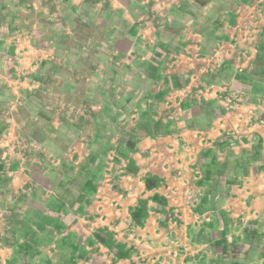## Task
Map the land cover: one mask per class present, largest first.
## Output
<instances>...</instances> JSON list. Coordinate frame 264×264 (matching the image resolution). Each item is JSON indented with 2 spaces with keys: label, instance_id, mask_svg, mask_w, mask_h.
<instances>
[{
  "label": "crops",
  "instance_id": "0c3cea01",
  "mask_svg": "<svg viewBox=\"0 0 264 264\" xmlns=\"http://www.w3.org/2000/svg\"><path fill=\"white\" fill-rule=\"evenodd\" d=\"M91 2L0 0V264H264V0Z\"/></svg>",
  "mask_w": 264,
  "mask_h": 264
},
{
  "label": "rangeland",
  "instance_id": "374dc122",
  "mask_svg": "<svg viewBox=\"0 0 264 264\" xmlns=\"http://www.w3.org/2000/svg\"><path fill=\"white\" fill-rule=\"evenodd\" d=\"M91 1V3H93L95 0ZM15 2L16 7L18 6L20 7V9H24H19V12L17 14L18 20L20 21V27H23L26 31H29V33L35 36L37 39H51L49 37L61 38L64 36L66 38L70 37V32L68 31L67 25L74 26L75 24L77 25L78 30L84 34L86 31V24H91L92 22L90 18H87V16L85 18V20H87V23L86 21L79 20H76L74 22V15H66L64 14V12L59 13V10H64L65 8H69V6H71L70 0H15ZM165 6L166 3H164L163 1H157L155 3H150V1H148L146 4L141 5V9L145 10V8L147 9L154 7L156 10H161ZM91 18L93 19L94 16H92ZM145 18L146 17H144V19ZM144 19L142 20L143 23ZM72 38L74 42V35L72 36ZM67 42H69V40H67ZM15 195L16 199L19 202L23 201V192L20 191ZM169 214L175 216V212H169ZM203 220L204 221L198 223L199 227H208L209 221L206 219ZM17 225L18 227L21 226V224ZM14 257L16 258V261L19 262L22 260L23 256L21 253H19L16 254Z\"/></svg>",
  "mask_w": 264,
  "mask_h": 264
},
{
  "label": "trees",
  "instance_id": "16d2710c",
  "mask_svg": "<svg viewBox=\"0 0 264 264\" xmlns=\"http://www.w3.org/2000/svg\"><path fill=\"white\" fill-rule=\"evenodd\" d=\"M227 137V136H226ZM226 138H225V136H222L220 139H219V143L218 144H222V143H224L226 140H225Z\"/></svg>",
  "mask_w": 264,
  "mask_h": 264
}]
</instances>
